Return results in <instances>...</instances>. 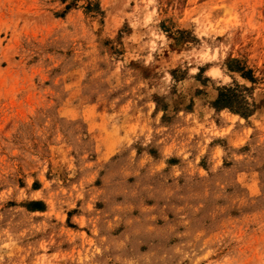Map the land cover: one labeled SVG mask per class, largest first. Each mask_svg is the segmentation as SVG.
I'll use <instances>...</instances> for the list:
<instances>
[{"label": "rangeland", "instance_id": "374dc122", "mask_svg": "<svg viewBox=\"0 0 264 264\" xmlns=\"http://www.w3.org/2000/svg\"><path fill=\"white\" fill-rule=\"evenodd\" d=\"M0 264H264V0H0Z\"/></svg>", "mask_w": 264, "mask_h": 264}]
</instances>
